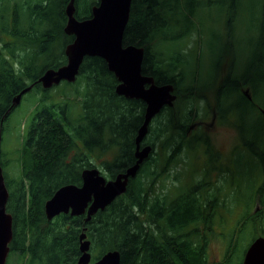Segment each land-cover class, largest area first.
I'll return each instance as SVG.
<instances>
[{
	"label": "trees",
	"instance_id": "trees-1",
	"mask_svg": "<svg viewBox=\"0 0 264 264\" xmlns=\"http://www.w3.org/2000/svg\"><path fill=\"white\" fill-rule=\"evenodd\" d=\"M69 2L0 0V142L4 122L16 108L13 100L22 90L34 84L32 90L43 91L47 101L50 90L57 86L44 89L38 79L47 69L67 63L65 48L74 41V35L65 32ZM95 4L98 0H76L77 18H90ZM199 4L200 0H133L124 44L145 48L143 73L152 75L157 84L173 83L178 99L154 118L156 123L151 122L144 140L155 149L159 146L163 157L155 156V151L137 177L131 179L127 192L90 221H86L87 214L70 213L50 220L45 212L46 202L63 185H81L83 170L97 167L93 161L107 149L113 154L111 160L103 163L109 176L115 177L133 165L136 137L146 110L143 100L117 94L118 79L102 57H86L79 77L71 83L82 103L83 112L77 122L69 119L66 110L58 117L54 103L37 108L24 140L21 181H6L0 147V165L10 193L8 211L14 218L10 254L18 253L23 264H76L82 255L80 237L84 231L91 241L93 261L109 250H119L121 264H231L237 251L235 244L242 239L248 221L257 226L253 240L264 236V181L257 191V208L237 222V232L230 236L224 262L210 261L209 246L217 219L215 209L225 200L218 196L203 198L192 190L172 199L153 193L156 182L186 147L209 143L206 136L188 134L191 122L200 118L201 112L194 108L198 92L207 86L186 85L180 59L164 63L166 57L155 49L161 40H179L192 32ZM256 28L261 31L264 44V4L261 23ZM230 75L218 88L216 112L225 119L233 111L243 110L241 122L234 124L242 143L251 146L264 166V150L257 146L264 139V116L254 127L252 140L247 136L248 117L242 104H253V100L241 90L246 81L233 80V76L240 75L232 71ZM230 85L235 92H242L241 102L226 96V92L232 93ZM179 103L183 105L180 114L175 111ZM171 130L178 134L168 138ZM12 184L15 189L10 191Z\"/></svg>",
	"mask_w": 264,
	"mask_h": 264
},
{
	"label": "rangeland",
	"instance_id": "rangeland-1",
	"mask_svg": "<svg viewBox=\"0 0 264 264\" xmlns=\"http://www.w3.org/2000/svg\"><path fill=\"white\" fill-rule=\"evenodd\" d=\"M263 4L264 0H200L192 32L179 40H161L155 47L156 52L166 57L164 63L173 60L178 62L180 59L186 85L194 83L199 87L207 86L198 92L199 99L194 103V108L201 113L199 119L191 122L194 129L191 134L202 136L205 133L209 143L199 142L194 147H186L168 172H164L156 182L153 193L154 196L161 194L172 199L183 191L192 190L203 198L218 196L220 200H225V203L220 202L216 207L214 214L217 219L212 227L209 246V258L213 262H224L230 236L234 231L237 232V222L245 220V216L257 208L260 198L257 191L264 181L261 158L254 154L251 146L239 142L240 134L234 123L241 122L240 114L243 110L233 111L230 117H218L213 122L218 88L224 77L232 71L240 75L233 76V80L242 78L246 81H242V87H251L253 104L244 101L242 105L248 117L247 136L254 139V127L259 126L258 120L262 116L258 107L264 108V44L261 31L256 28L257 23H261ZM229 89H232V93L226 92V96H233L236 102H241L239 94L242 92H235L231 85ZM44 95L43 91L37 89L27 92L4 122L0 147L8 182L24 178L22 150L38 107L54 103L57 106L54 113L60 117L62 111L66 110L73 122H77L83 112L81 97L70 82L63 81L52 88L47 101ZM182 108L183 105L179 103L175 111L180 114ZM203 119L208 121L206 130L209 135L203 131V125L201 129L196 124ZM153 121L156 123L155 119ZM175 134L178 133L171 130L167 137ZM159 144L161 146V142ZM257 146L264 150V139H260ZM216 149L222 152L221 161L215 160ZM109 151L107 149L98 160L93 161L107 178L110 177L109 171L103 163L113 158ZM155 151V156L163 157L159 146ZM14 185H10V191L15 189ZM256 231L257 226L251 220L248 221L242 239L235 244L237 251L231 264L242 262ZM7 264H23V259L14 252L9 255Z\"/></svg>",
	"mask_w": 264,
	"mask_h": 264
},
{
	"label": "water",
	"instance_id": "water-1",
	"mask_svg": "<svg viewBox=\"0 0 264 264\" xmlns=\"http://www.w3.org/2000/svg\"><path fill=\"white\" fill-rule=\"evenodd\" d=\"M92 7V16L80 20L76 16V0L66 6L68 17L65 32L74 35V41L65 48L67 63L59 68H49L38 79L44 89L63 81L75 82L86 57H102L118 79L116 92L129 99L146 103L144 122L136 137V161L125 171L108 179L98 167H88L82 172V184H66L60 187L46 202L45 212L52 220L61 213L73 216L87 214L86 221L100 210H105L128 190L131 179L136 178L142 165L151 157L154 147L142 146L153 119L167 106H174L178 98L173 83L157 84L152 75L143 73L145 48L125 45L124 36L130 19L133 0H98ZM34 84L22 90L13 100L18 106L23 96ZM250 99L252 95L245 93ZM10 193L0 165V264H7L13 240V214L8 211ZM81 252L76 264H121L119 250H109L93 261L91 241L85 231L81 234ZM241 264H264V236L253 240L245 251Z\"/></svg>",
	"mask_w": 264,
	"mask_h": 264
},
{
	"label": "flooded vegetation",
	"instance_id": "flooded-vegetation-1",
	"mask_svg": "<svg viewBox=\"0 0 264 264\" xmlns=\"http://www.w3.org/2000/svg\"><path fill=\"white\" fill-rule=\"evenodd\" d=\"M241 90H242V92L243 93H246V91H248L249 93H250V91H251V87H249V86H245V87H242L241 88ZM251 95H252V93H251ZM253 100V97H252V99H251V101ZM205 106H206V108H209V105L208 104H205ZM258 110L261 112V114L264 116V108L263 107H258ZM205 117L207 116V115H204ZM218 114H217V112L215 111V113H214V116H213V122L216 120V119H218ZM220 118V117H219ZM208 123V121H206V120H198L197 122H196V124L199 126L198 128H203L201 125H203L204 126V128H203V131H205L206 133H208V135L210 134L209 132H207V130H206V124ZM193 125V124H192ZM194 127H195V125H194ZM238 129V128H237ZM194 129H193V126L189 129V131H188V134H191L192 133V131H193ZM238 131H239V129H238ZM240 134V133H239ZM203 136H207L205 133L203 134ZM240 138H241V135H240ZM239 142L240 143H242V139L240 140L239 139ZM147 144V142L146 141H144V143L142 144V146H144V145H146ZM243 144V143H242ZM136 147H137V145H136ZM135 147V148H136ZM216 151V153H217V155L215 156V160H220L221 161V157H222V152H220L218 149H216L215 150ZM110 178H113V177H111V175H110V177H109V179Z\"/></svg>",
	"mask_w": 264,
	"mask_h": 264
}]
</instances>
